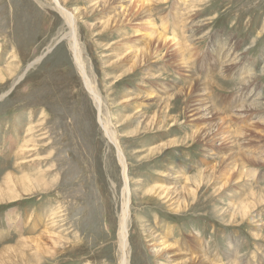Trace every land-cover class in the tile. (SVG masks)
I'll use <instances>...</instances> for the list:
<instances>
[{"label":"rangeland","instance_id":"rangeland-1","mask_svg":"<svg viewBox=\"0 0 264 264\" xmlns=\"http://www.w3.org/2000/svg\"><path fill=\"white\" fill-rule=\"evenodd\" d=\"M61 3L125 159L129 264H264V0ZM68 37L51 0H0V264H119L121 167Z\"/></svg>","mask_w":264,"mask_h":264},{"label":"bare ground","instance_id":"bare-ground-1","mask_svg":"<svg viewBox=\"0 0 264 264\" xmlns=\"http://www.w3.org/2000/svg\"><path fill=\"white\" fill-rule=\"evenodd\" d=\"M51 1L54 4V6L57 9V11L63 16V18L65 19V22L67 23V25L69 26L68 47H69V49L71 51V54L73 56V60H74L75 66H76V68H77V70L79 72V75H80L81 79L83 80V83L85 85V88H86L89 96L91 97V99H92V101L94 103V106L97 109V113H98L97 114L98 115L97 117H98L99 123L102 126V130H103L104 134L106 135L107 139L110 141V143L112 144V146L115 147V150H116V157H117V160H118V162L120 164V167H121V174H122V179H123V187H122V191H121L122 203H121V212H120V215H119V224H118V233H117V246H118V251H119V264H129V258H128V256H129V254H128V242L129 241L127 242V237H129L128 236V230H129V228H128V226H129V224H128L129 223L128 222V220H129L128 219L129 192H128V185H127V173H126L125 159H124V156H123V153H122L121 149L118 146L117 139L115 138V134H114L113 130L110 128V126H109V119L103 113V109H102V106L103 105H102V99H101L102 97L98 93V91H97V89H96L93 81L91 80V78L88 76V74L86 72V67H85V63L83 61L82 52H81V49H80V45H79V42H78L77 35L75 33V27H74L75 15L73 14L72 11H70L69 9H67L61 3V0H51ZM162 37H164V35H162L161 38ZM196 80H197V78H196ZM206 107L209 110V112L213 113L212 111H214V107H212L211 105H208ZM186 178H189V176L186 177ZM186 178H185V180H186ZM193 178H195V177H193ZM191 181H193V179ZM2 190H3V188H2ZM2 196H3V194H2ZM259 197H260V195H259ZM259 200H257V201H259ZM248 208H249V205L248 204L242 205V207H241V209H243L242 212L243 213L247 212ZM49 215H46V216H49ZM53 217H54V215H53ZM49 218H50V216H49ZM51 219H49V220L51 221ZM48 223H51V222H48ZM51 235H53V234H51ZM36 239H34V240H36ZM24 242L25 241L23 240L22 241L23 245H25V243H26V242L25 243ZM35 242H33V243H35ZM26 246H28V245H26ZM36 246H37V244H36ZM13 249L14 248L11 247V246L10 247H6V248L4 246V249H2L0 251V259H2L5 254L10 253L11 251H13ZM32 249H34V248L32 247ZM18 255H20V254H18ZM117 255H118V253H117ZM3 262H5V261L3 260ZM184 262L185 261H182V262H180V264H184ZM189 262H193V259H191Z\"/></svg>","mask_w":264,"mask_h":264},{"label":"water","instance_id":"water-1","mask_svg":"<svg viewBox=\"0 0 264 264\" xmlns=\"http://www.w3.org/2000/svg\"><path fill=\"white\" fill-rule=\"evenodd\" d=\"M40 60V59H39Z\"/></svg>","mask_w":264,"mask_h":264}]
</instances>
